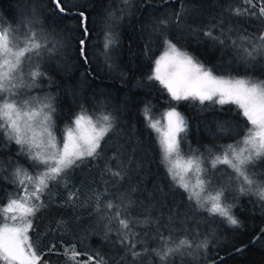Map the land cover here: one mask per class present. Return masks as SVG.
I'll return each instance as SVG.
<instances>
[{
    "label": "trees",
    "instance_id": "obj_1",
    "mask_svg": "<svg viewBox=\"0 0 264 264\" xmlns=\"http://www.w3.org/2000/svg\"><path fill=\"white\" fill-rule=\"evenodd\" d=\"M68 4L73 14L65 16L57 14L51 0H0V18L16 22L34 13L39 20L38 28L51 33L66 30L67 35L73 38L70 57L63 63L68 69L41 67L47 75L54 74L55 77L52 84L47 87L40 85V88L56 97L54 118L57 128L62 130L70 125L81 107L97 114L111 113L116 118L115 131L107 138L101 157L88 158L79 167L68 171L67 188L65 181L50 184L51 192L42 199L51 203L48 209L32 217L33 229L28 232L34 247L38 245L37 253L47 252L52 244H56L58 252L62 253L63 241L64 245L76 243L79 252L100 251L110 259V264H117L125 255L116 243L117 233L113 229L105 238V232L111 225L103 213L95 211V201L87 199L93 193H105L107 190L102 199L118 203V198H122L125 203L132 202L131 216L143 220L142 214L147 213L172 230L175 238L189 233V238L196 243L208 241L207 249H200L195 260L191 256L176 255L170 258L172 264H213V261L215 264H264V235H261L264 208L260 199L251 195L231 197L230 201L236 204L233 213L242 222L240 228L230 226L219 216L212 217L195 209L194 202L188 200V194L171 180L162 160L161 137L148 127L144 115L146 106L154 121L167 110L176 108L188 123L187 131L180 134L182 147L186 144L194 147L196 154L201 153L205 146L219 151L218 146L238 140L244 134L249 125L236 104L177 102L171 99L159 81L148 80L157 55L166 46L165 37L180 49L192 53V57L212 69L213 74L264 80V57L245 60L230 44L221 46L202 34L223 18L221 6L225 5V0H129L127 6L121 0H68ZM75 4L80 7H71ZM182 4L189 9L195 8V11L184 14L177 24L175 14H183ZM78 11H85L88 16L87 63L79 54L78 40L83 36L79 27L80 17L75 15ZM110 13L113 14L111 17ZM165 19L169 23L162 32L154 28ZM258 26L255 18H241L235 25H228L243 28L246 33L255 32ZM109 33L115 43L105 49ZM214 34L219 35V32ZM236 38L232 36V39ZM114 48L118 55L117 62L113 58L115 69L109 70L105 60L98 67L95 55L104 50L112 52ZM228 62L233 66L223 67ZM56 135L59 138L60 131ZM0 142H3L2 136ZM17 148L11 144L8 150L0 151V161L12 158L28 167L25 160L17 156ZM116 153L122 155L113 159ZM122 161L123 178L113 177L106 168L118 171ZM258 167L264 170V162H259ZM79 188H83L81 200L84 203L75 207L61 206L68 192ZM13 190V185L0 180V197ZM4 202L0 200V203ZM171 217H175L172 223L169 222ZM58 220L64 224L58 225ZM152 227L150 234L155 235V226ZM136 231L141 232V227L138 226ZM161 231L168 234L163 227ZM256 237L259 239L253 242ZM148 246L159 247V243L149 241ZM44 259L51 264H65L66 258L51 254ZM144 264H159V261L149 256Z\"/></svg>",
    "mask_w": 264,
    "mask_h": 264
},
{
    "label": "snow or ice",
    "instance_id": "obj_2",
    "mask_svg": "<svg viewBox=\"0 0 264 264\" xmlns=\"http://www.w3.org/2000/svg\"><path fill=\"white\" fill-rule=\"evenodd\" d=\"M121 2L127 6L129 0ZM51 4L58 15L73 14L68 0H51ZM71 7L79 8L80 5ZM181 8L183 14H175L177 24L184 14L195 11V8L189 9L183 4ZM75 15L80 17L79 27L83 36L78 40L79 54L87 63V40L90 37L88 16L85 11H78ZM109 15L111 17L113 14ZM221 15L223 18L215 21L207 31H202L204 36L221 46L227 47L230 44L245 60L264 57V0H225V5L221 6ZM21 16L24 17V13ZM241 18H255L259 24L255 32L246 33L243 28L228 27L229 24L238 23ZM168 23L166 19L160 20L154 28L162 32ZM38 24L39 20L34 13L16 22L0 18V136L3 137L0 151L8 150L11 144H15L18 146L17 156L28 164L25 167L12 158L0 161V180L9 182L15 188L13 192L0 197V200H6L0 203V220L5 221L0 227V262L49 264L44 257L57 254L66 258L65 264H110V259L100 251L79 252L76 243L64 245L63 241L62 253L58 252L56 244H52L47 252L38 254V245L34 247L28 236L29 230L33 229L30 217L48 209L51 203H45L42 199L51 192L50 184L65 181L67 188L68 171L79 167L88 158L101 157L107 138L116 128V118L111 113L88 114V110L81 107L71 124L60 130L54 118L57 111L56 97L35 96L26 91L42 90L38 81L46 77L47 73L41 70V61L45 54L53 50L44 32L35 30ZM215 32H219V35H215ZM233 35L237 38L232 39ZM114 43L111 33L107 34L105 49ZM165 44L168 52L155 61L153 73L148 76V80L159 81L170 93L171 99L177 102L192 100L200 104L205 101L220 105L235 103L248 122L249 126L241 139L218 146V154L211 156L210 169L219 171L218 166L224 165L231 170L227 181L210 174V169L203 166L204 158L197 155L196 150L190 149L191 154L184 158L180 133L187 131L188 123L176 108L165 113L167 129L159 139L162 160L171 180L188 194V200L194 202V208L212 217L219 216L230 226L240 228L242 222L233 213L236 204L228 202L229 196L235 199L234 193L256 195L264 208V173L251 171L257 167L258 161L264 162V80L214 75L212 69L206 68L186 52H181L167 37ZM149 111L146 106L144 115L148 127L161 132L159 121L152 120ZM57 131H60L59 138ZM208 152L211 154V149ZM119 155L122 153L114 154L113 159ZM118 167V171L111 168L106 170L113 177L123 178V161ZM9 168L12 171L5 175ZM106 192L93 193L87 199L95 201V211L103 213L111 225L105 232V238L113 229L117 233L116 243L125 253L117 264H144L149 256L158 258L159 264H172L171 257L187 255L195 260L200 249H207V240L196 243L189 238V233H183L182 238H175L176 234L172 230L161 225L160 220H153L150 214L143 213V220L131 216V201L125 203L122 198H118L119 202L114 203L111 199H102ZM82 194L83 188L68 192L61 206L82 205ZM174 220L175 217H171L169 222ZM7 221H11L12 226ZM57 224L63 225L64 222L58 220ZM138 226L143 235L136 231ZM152 226H155V235L150 234ZM162 227L168 232L167 235L161 231ZM261 235H264V229H261ZM257 239L259 237L254 238L253 242ZM149 241L158 242L159 247L150 248Z\"/></svg>",
    "mask_w": 264,
    "mask_h": 264
},
{
    "label": "rangeland",
    "instance_id": "obj_3",
    "mask_svg": "<svg viewBox=\"0 0 264 264\" xmlns=\"http://www.w3.org/2000/svg\"><path fill=\"white\" fill-rule=\"evenodd\" d=\"M108 24H110V23H108ZM108 24H106L105 26L107 27ZM35 30L44 32V34L48 38L49 46L52 47V49H53L50 53H47V54L44 55L43 60L41 61V67L50 66V67L54 68V66H56L57 69H58V67H60L62 69H68V66H64L63 63L67 62L68 58L70 57V54H71V51H72V47H73V38L71 36L67 35V33H66L67 31L66 30H62L59 33H51L50 31L47 32L46 30L40 29L38 27H36ZM177 48L181 52H186L185 50H182L179 47H177ZM166 52H168L167 46H165L163 48V50L160 51V53L157 55L155 61L158 60L160 57L164 56ZM106 53H107V55H106ZM186 53L188 55L192 54V53L190 54L188 52H186ZM113 58L116 59V62L118 61V55H117V52H116L115 48H114V50L112 52L111 51H107V50H104V52L100 51L98 54L95 55V59H96L95 60V64H97L98 67H100L99 64L103 63V61L105 60L107 67H109V70L111 69L113 71L115 69L114 68L115 67V61H114ZM231 66H233L232 62H228V64H225L223 67H226V68L229 67L230 68ZM153 69H154V67H153ZM152 73H153V71H152ZM55 74H56V72H55ZM214 75L222 76L224 78H234L233 75H219V74H214ZM49 78H50V80H49ZM54 78H55L54 74H50V75H47L46 77L41 78L38 81V83L40 85H43L44 87H47L48 85H50V84H52L54 82ZM235 78L236 79L249 78V76H235ZM252 79L256 80L255 78H252ZM26 91H29L32 95H35V96L51 95L47 91H36V90H33V89H28ZM167 111H169V110H167ZM166 112H164L162 117H160L158 119V121H159L158 127L162 130L161 132H159L160 137H162L163 131L167 129L168 121H167V118L165 116ZM92 113H96V112L88 111V114H92ZM96 115H100V114L96 113ZM93 119H95V116L93 117ZM227 129H229V128H227ZM231 131H232V129H231ZM241 137L239 139H241ZM230 143H234V141L228 142L227 144H230ZM190 149L194 150L195 148L191 147V146H189L187 144L184 147H182V144H181L182 155L184 156L185 159L187 158L188 155L191 154L190 151H189ZM208 149H210V148L208 146H205L203 151H201V153L200 152L197 153V155H202V157L205 160V163H204L203 166L210 169L211 156L214 155V154H218V151L216 149H213V150H211V154H210L208 152ZM258 164H259V161L257 162V167H255L254 169H251V171H254L256 173H264V170H261L258 167ZM5 166L7 167V165H5ZM218 168H219V171H217L215 169H210V174H214L217 177H221L222 181H227L228 180V174L231 172V170L228 169L227 166H224V165H219ZM11 171H12V169L9 168L8 169V173H5V175L10 174ZM29 171H31V169H29ZM13 191H11V192H13ZM234 195L239 196V194H237V193H234ZM251 196H253L255 199H259V197L256 196V195H251ZM231 197L232 196L228 197V202L229 203H233V201H230ZM5 202H6V200H5ZM30 219H32V217ZM7 222L9 223L10 226H12V222L11 221H7ZM3 223H5V221L0 220V227L3 226ZM28 236H29V234H28ZM81 260H83V259H81ZM0 264H2V262H0ZM49 264H51V263H49ZM52 264H54V263H52Z\"/></svg>",
    "mask_w": 264,
    "mask_h": 264
}]
</instances>
